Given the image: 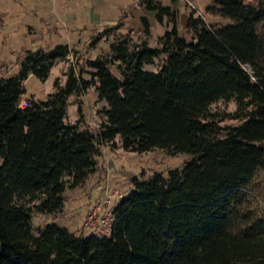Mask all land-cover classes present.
<instances>
[{"label": "trees", "instance_id": "16d2710c", "mask_svg": "<svg viewBox=\"0 0 264 264\" xmlns=\"http://www.w3.org/2000/svg\"><path fill=\"white\" fill-rule=\"evenodd\" d=\"M142 3L166 25L160 45L123 35L109 54L70 63L44 98L20 105L22 81L29 72L45 79L70 52L67 42L17 55L16 73L0 62V264H264V216L230 229L264 169V0H210L205 11L229 18L224 24L190 9L189 37L178 32L173 1ZM141 20L148 32L146 16ZM161 52L158 68L143 66ZM90 84L106 101L95 130L64 119L68 95ZM218 98H233L230 115L241 120L220 124L210 110ZM116 134L128 150L159 146L190 156L165 174L132 176L112 207L109 233H76L55 216L34 229L31 209H59L66 186L95 169L100 144Z\"/></svg>", "mask_w": 264, "mask_h": 264}, {"label": "rangeland", "instance_id": "374dc122", "mask_svg": "<svg viewBox=\"0 0 264 264\" xmlns=\"http://www.w3.org/2000/svg\"><path fill=\"white\" fill-rule=\"evenodd\" d=\"M16 1L20 2L19 8L25 10L27 16L17 21L12 16L0 19V62L10 63L9 73L18 71L17 55H24L27 49L46 50L59 41L67 42L71 47L68 54L53 61L45 79H40L32 72L28 73L22 81L24 91L20 94V105L25 104L26 98H44L46 92L54 88L53 80L56 76L63 83L64 71L70 63H83L87 57L109 54L111 42H116L121 36L126 35L131 42L145 38L149 45H160V36L166 28L165 23L156 20L154 10L143 6V0ZM160 1L174 2L178 10V32L187 37L190 30L185 28L184 23L190 9H194V14H200L209 23L230 22L225 16L205 11L204 6L210 0ZM143 15L149 22L148 32L143 28ZM111 25L116 26L106 29L98 38L93 39L98 31ZM259 34L264 60V21L259 24ZM165 57L166 54L161 52L143 66L156 69L164 62ZM110 67L118 74L114 63ZM1 74L4 72L0 69ZM84 75L89 76V73L85 72ZM105 104V99L98 97L95 85L90 84L84 91L68 95L64 119L77 122L79 128L89 127L95 130L100 121L105 119L101 112ZM235 108L236 102L233 98H218L210 103V110L216 112L215 116L220 124L241 120L230 115ZM100 149L95 169L78 184L66 186L65 199L59 209L50 212L31 209L34 229L55 216L57 222L74 232L89 233L92 229L82 224L84 212L103 192L125 193L131 187L132 176L144 178L155 170H161L165 174L169 167L181 166L190 156L185 151L169 152L159 146L141 151L128 150L123 148L119 134L102 142ZM254 179V184L245 191L231 218L230 229L233 232H239L257 217L264 216V169H258Z\"/></svg>", "mask_w": 264, "mask_h": 264}, {"label": "built area", "instance_id": "2783aa9c", "mask_svg": "<svg viewBox=\"0 0 264 264\" xmlns=\"http://www.w3.org/2000/svg\"><path fill=\"white\" fill-rule=\"evenodd\" d=\"M121 194H114L107 191L103 192L97 200H94L86 208L82 224L85 227L91 228L95 233H109L114 220L112 207Z\"/></svg>", "mask_w": 264, "mask_h": 264}, {"label": "crops", "instance_id": "0c3cea01", "mask_svg": "<svg viewBox=\"0 0 264 264\" xmlns=\"http://www.w3.org/2000/svg\"><path fill=\"white\" fill-rule=\"evenodd\" d=\"M18 4H16V3ZM20 2L16 0H0V19L1 17H15L16 21L21 20L23 17L27 16L25 10L19 8ZM13 18V19H15ZM10 19V18H9Z\"/></svg>", "mask_w": 264, "mask_h": 264}]
</instances>
